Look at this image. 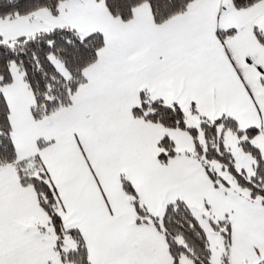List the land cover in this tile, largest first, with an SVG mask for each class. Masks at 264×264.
Returning <instances> with one entry per match:
<instances>
[{
    "label": "snow or ice",
    "instance_id": "6c2138e0",
    "mask_svg": "<svg viewBox=\"0 0 264 264\" xmlns=\"http://www.w3.org/2000/svg\"><path fill=\"white\" fill-rule=\"evenodd\" d=\"M0 264H264V0H0Z\"/></svg>",
    "mask_w": 264,
    "mask_h": 264
}]
</instances>
